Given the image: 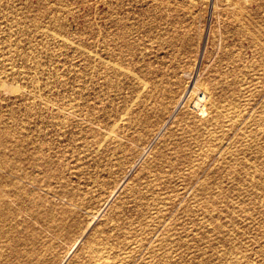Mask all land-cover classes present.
<instances>
[{"label": "rangeland", "instance_id": "1", "mask_svg": "<svg viewBox=\"0 0 264 264\" xmlns=\"http://www.w3.org/2000/svg\"><path fill=\"white\" fill-rule=\"evenodd\" d=\"M2 215L0 264H264V0H0Z\"/></svg>", "mask_w": 264, "mask_h": 264}, {"label": "bare ground", "instance_id": "2", "mask_svg": "<svg viewBox=\"0 0 264 264\" xmlns=\"http://www.w3.org/2000/svg\"><path fill=\"white\" fill-rule=\"evenodd\" d=\"M122 26H123V25H122ZM122 26H121V27H122ZM122 30H123V29H122ZM125 31H126V30H125ZM95 33H96V32H95ZM126 33H127V32H126ZM122 34H123V33H122ZM97 44H98V43H97ZM107 45H108V44H107ZM109 47H110V46H109ZM112 57H113V56H112ZM176 73H177V72H176ZM177 76H178V75H177ZM180 76H181V75H180ZM155 85H156V84H155ZM161 85H162V83H161ZM171 85H172V84H171ZM176 85H177V84H176ZM153 86H154V85H153ZM156 86H157V85H156ZM167 86H169V85H167ZM172 86H173V85H172ZM204 86H205V85H204ZM144 87H145V86H144ZM154 87H155V86H154ZM154 87H151L150 89H152V88H154ZM181 87H182V86H181ZM207 87H208V86H207ZM156 88H157V87H156ZM164 88H165V87H164ZM197 88H199V87L197 86ZM166 89H167V88H166ZM186 89H187V88H186ZM199 89H202V88H199ZM204 89H205V88H204ZM158 90L161 91L160 89H158ZM162 90H164V89H162ZM180 90H181V89H180ZM205 90H206V89H205ZM150 91H151V90H150ZM156 91H157V89H156ZM173 91H174V90H173ZM152 92H153V91H152ZM154 92H155V91H154ZM157 92H158V91H157ZM164 92H165V91H164ZM207 92H209V91H208V88H207ZM251 92H252V91H251ZM155 93H156V92H155ZM158 93H159V92H158ZM158 93H157V94H158ZM204 93H205V92H204ZM150 94H151V93H150ZM157 94H155L156 97L159 96V95H157ZM170 94H171V93H170ZM172 94H173V93H172ZM165 95H166V94H165ZM147 96H148V95H147ZM147 96H146V99H147ZM151 96H152V95H151ZM176 96H177V95H176ZM204 96H205V95H204ZM208 96H209V95H208ZM179 97H180V96H179ZM148 99H149V98H148ZM148 99H147L146 101H148ZM156 99H157V98H156ZM156 99H155V100H156ZM164 99H165V98H164ZM167 99H168V98H167ZM176 99H177V98H176ZM209 99H210V98H209ZM151 100H152V99H151ZM151 100H150V101H151ZM162 100H163V99H162ZM171 100H172V99H171ZM174 100H175V99H174ZM210 100H211V99H210ZM156 101H157V100H156ZM156 101H155V103H153V104H156ZM204 102H205V101H204ZM90 103H91V102H90ZM161 103H162V102H161ZM161 103H160V104H161ZM171 103H172V102H171ZM190 103H191V102H190ZM190 103H189V104H190ZM193 103H194V102H193ZM211 103H212V102H211ZM172 104H173V103H172ZM196 104H197V103H196ZM146 105H147V104H146ZM164 105H165V104H164ZM193 105H194V104H193ZM208 105H209V104H208ZM149 106H150V105H149ZM161 106H162V105H161ZM168 106H171V105H168ZM198 106H199V105H198ZM198 106H197V107H198ZM155 107H156V106H155ZM190 107H192V106L190 105ZM200 107H201V105H200ZM161 108H162V107H161ZM168 108H169V107H168ZM205 108H206V107H205ZM208 108H209V107H208ZM155 109H156V108H154V110H155ZM184 109H185V108H184ZM192 109H193V108H192ZM201 109H202V108H201ZM206 109H207V108H206ZM206 109H205V110H206ZM209 109H210V108H209ZM74 110H75V109H74ZM166 110H167V109H166ZM190 110H191V109H190ZM160 111H161V110H160ZM162 111H163V110H162ZM191 111H192V110H191ZM197 111H198V110H197ZM149 112H150V111H149ZM170 112H171V111H170ZM172 112H173V111H172ZM201 112H202V111H201ZM203 112L206 113L207 111H203ZM154 113H155V112H154ZM161 113H162V112H161ZM161 113H160V114H161ZM163 113H164V112H163ZM165 114H167V113H165ZM201 114H202V113H201ZM170 115H171V114H170ZM204 115H207V114H203V116H204ZM150 116H151V115H150ZM165 116H166V115H165ZM66 121H67V120H66ZM148 121H149V120H148ZM56 124H57V123H56ZM57 126H58V125H57ZM65 127H66V126H65ZM61 134H62V133H61ZM39 142H40V141H39ZM42 146H43V145H42ZM18 150H19V149H18ZM21 152H22V151H21ZM32 154H33V153H32ZM44 158H45V157H44ZM20 163H21V162H20ZM4 170H5V169H4ZM13 171H14V169H13ZM7 185H8V184H7ZM7 187H8V186H7ZM10 187H11V186H10ZM23 191H24V190H23ZM3 192H4V191H3ZM7 192H8V191H7ZM19 192H20V191H19ZM7 195H8V194H7ZM38 197H39V196H38ZM1 200H2V199H1ZM2 204H3V203H2ZM4 204H6V202H5ZM1 206H2V205H1ZM3 207H4V205H3ZM5 207H6V206H5ZM8 208H9V207H8ZM3 210H5V208H4ZM6 211H9V212H10L9 209H8V210H5V212H6ZM2 214H3V213H2ZM0 217H2V219H3V218L5 219V217H3V215L0 216ZM9 217H10V216H8V219H11V218H9ZM0 219H1V218H0ZM6 221H7V220H6ZM8 221H9V220H8ZM16 221H17V220H16ZM10 222H11V220H10ZM2 223H3V222H2ZM5 223H8V222H5ZM5 223H4V225H1V222H0L1 227H3V226L5 227ZM12 223H13V222H12ZM220 224H221V223H220ZM7 226H8V224H6V227H5V228H8ZM4 227H3V228H4ZM3 228H2V229H3ZM2 229L0 228V230H2ZM6 230H8V229H6ZM2 232H4V230H3ZM5 232H6L7 235L10 234V233H7V232H10V231H5ZM0 233H1V232H0ZM1 234H2V233H1ZM1 236H3V238H4V234H3V235H0V238L2 239ZM6 237H7V236H6ZM1 243H2V242H1ZM49 246H50V245H49ZM3 252H4V251H3ZM98 252H99V251H98ZM105 259H106V258H105ZM105 259H104V260H105ZM120 260H121V259H120ZM38 262H39V260H38ZM40 262H41V261H40ZM99 264H100V263H99Z\"/></svg>", "mask_w": 264, "mask_h": 264}]
</instances>
